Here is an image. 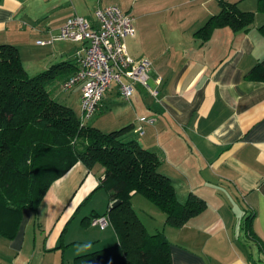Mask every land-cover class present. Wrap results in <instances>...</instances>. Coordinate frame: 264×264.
I'll return each instance as SVG.
<instances>
[{"label":"crops","instance_id":"0c3cea01","mask_svg":"<svg viewBox=\"0 0 264 264\" xmlns=\"http://www.w3.org/2000/svg\"><path fill=\"white\" fill-rule=\"evenodd\" d=\"M138 1L123 7V0H2L0 45L17 47L31 76L70 65L48 87L57 99L55 85L77 71L82 44L38 41H49L75 14L96 23L97 9L115 5L134 17ZM145 1L155 10L153 28L146 19L134 24L136 34L127 39L132 51L127 47L132 58L152 62L150 80L160 95L137 85L125 101L114 82L89 125L108 133L152 118L143 136L129 137L159 156L160 171L181 202L190 194L206 202L176 228L153 203L133 195L148 232H162L170 242L172 264H264V81L246 77L264 60V1ZM225 2L252 13V24L200 32ZM73 95L81 105L80 86ZM104 175L100 164L88 169L77 162L54 181L37 211L23 210L16 237L0 236V264H76L78 257L118 245L111 222L102 229L91 221L115 205L100 188Z\"/></svg>","mask_w":264,"mask_h":264},{"label":"trees","instance_id":"16d2710c","mask_svg":"<svg viewBox=\"0 0 264 264\" xmlns=\"http://www.w3.org/2000/svg\"><path fill=\"white\" fill-rule=\"evenodd\" d=\"M252 22V13L225 2L200 32L244 29ZM69 66L31 76L18 48L0 45V236L15 238L23 210L37 211L52 183L77 162L88 169L100 164L105 168L100 188L115 203L106 215L119 244L78 257L76 264H172L170 242L162 232H148L133 208V195L153 203L176 228L200 214L206 202L194 194L179 200L173 181L160 171L159 156L129 138L132 126L105 133L89 122L82 125L73 108L54 99L48 87ZM246 77L264 81V60Z\"/></svg>","mask_w":264,"mask_h":264},{"label":"built area","instance_id":"2783aa9c","mask_svg":"<svg viewBox=\"0 0 264 264\" xmlns=\"http://www.w3.org/2000/svg\"><path fill=\"white\" fill-rule=\"evenodd\" d=\"M96 23L75 14L69 17L45 45L55 41H72L82 44L79 65L75 73L67 77L61 88L70 91L81 87L80 121L87 124L98 112L106 93L114 82L118 83L122 98L130 101L137 85H141L154 98L160 95L158 88L149 84L152 62L148 58L130 56L127 39L136 34L134 17L112 5L95 11ZM159 83V82H158ZM133 132L145 134L144 125L154 123L152 118H140ZM94 226L104 229L110 224L107 215L92 220Z\"/></svg>","mask_w":264,"mask_h":264},{"label":"rangeland","instance_id":"374dc122","mask_svg":"<svg viewBox=\"0 0 264 264\" xmlns=\"http://www.w3.org/2000/svg\"><path fill=\"white\" fill-rule=\"evenodd\" d=\"M123 4H125V6H123V7H127L128 6V4H130L131 2H133V0H123ZM119 3V2H118ZM120 4V3H119ZM153 11H155L153 8H151V5L149 4V3H147L145 0H139L138 1V4L137 5H134V9H133V14H134V19H135V22H134V24L135 25H139L140 24V22H142V21H144L145 19L147 20V22H148V28H150L151 26H153L152 25V20H154V18H155V14L153 13ZM145 13H147V14H145ZM145 14V15H144ZM152 19V20H151ZM91 20V19H90ZM137 22V23H136ZM134 25V26H135ZM151 28H153V27H151ZM127 43H128V46H129V49H130V51H132L131 50V45H130V42L129 41H127ZM61 80V79H60ZM149 84L151 85V87L152 88H155L153 85H152V82H151V80H149ZM55 87H56V91H57V93H58V95H59V98H57L56 100H58L59 102H61V103H63L64 104V102H65V98L66 99H68L67 101V103H70V107L71 108H73V109H75L76 110V112L78 113V114H82V109H81V105L79 104V98H78V96L77 95H73V89L72 90H70V91H64L62 88H61V86H60V84L57 82L56 83V85H55ZM64 97V98H63ZM126 101V100H125ZM94 122V120H90L89 121V123H93ZM130 136V135H129ZM130 138V137H129ZM131 139V138H130ZM143 198V197H142ZM145 200V199H144ZM147 200V199H146ZM147 202V201H146ZM148 204H149V202H148ZM150 204H152V203H150ZM153 205V204H152ZM153 206H155V205H153ZM144 219L146 218V217H144V216H142ZM147 220V219H146Z\"/></svg>","mask_w":264,"mask_h":264}]
</instances>
